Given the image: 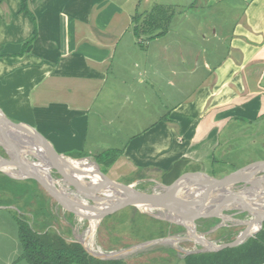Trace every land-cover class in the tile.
Instances as JSON below:
<instances>
[{"label": "crops", "instance_id": "obj_1", "mask_svg": "<svg viewBox=\"0 0 264 264\" xmlns=\"http://www.w3.org/2000/svg\"><path fill=\"white\" fill-rule=\"evenodd\" d=\"M202 1L208 6L216 0ZM232 1L241 12L229 31L220 13L213 21L201 18L197 30L203 23L213 33L199 32L200 39L211 37L213 44L201 57L199 44L189 47L188 64L180 49L174 56L169 42L172 18L168 30L153 39H137L132 31L135 13L145 15L156 4L174 11L177 0H28L34 18L20 10V0H1L0 129L8 132L2 121H11L58 154L100 159L104 174L116 181L136 174L132 181L171 183L174 172L168 170L178 161L184 162L175 167L180 176H214L209 164L227 143H221V132L230 121L235 120L230 140L263 129L258 120L264 117V0ZM34 30L35 39L22 52ZM159 65L167 69L162 73ZM159 96L171 98L170 108L161 104L160 114L143 125L151 98ZM154 106L156 111V101ZM91 136L104 143H87ZM260 161L264 157L248 162ZM198 163L201 168H191ZM10 179L0 170L1 211L14 208Z\"/></svg>", "mask_w": 264, "mask_h": 264}, {"label": "rangeland", "instance_id": "obj_2", "mask_svg": "<svg viewBox=\"0 0 264 264\" xmlns=\"http://www.w3.org/2000/svg\"><path fill=\"white\" fill-rule=\"evenodd\" d=\"M126 1V0H123ZM178 3L173 4L175 7L174 14L172 15L171 32L169 34V42L173 43L174 56L176 57L179 49L188 59V64H191L192 60V47L193 44H199L200 57L201 55L208 56L207 44H213V39L210 37L208 41L203 42L200 39L199 32L207 31L209 35L212 33L209 30L208 24H203L202 27L197 30V24L203 21L202 17H207L211 21L215 19V15L220 13V19L225 21L227 31H229L231 25L239 18L241 8L239 4L235 5L232 0H216L215 3L205 5V1L202 0H177ZM189 2H191L189 4ZM212 31V30H211ZM218 35V34H217ZM227 45V37H224L219 42V49L223 54L224 49L221 48L223 44ZM202 47H205V52H202ZM219 54V55H221ZM167 69V66L159 65V70L163 73ZM191 74V73H188ZM195 78L189 81L190 84L194 82ZM190 87H186L184 91H187ZM177 96H179L177 94ZM175 97L174 101L180 97ZM151 98V97H150ZM151 112L143 114L142 124H147L149 117H153L160 114L161 104L164 108H170L172 104L171 98L159 96L158 98H151ZM156 101V111L154 102ZM160 104V105H159ZM167 113L162 117L167 119ZM258 122L263 124L262 130H255L253 135H232L229 129L235 120L230 121L226 128L221 132V143L226 139L225 145L216 149V153L213 155V159L210 166V171L215 176L232 173L237 170H246L245 165L249 164V159L255 156L264 157V117L260 118ZM15 131V130H13ZM255 134V137H254ZM230 141V142H229ZM95 145L103 144L104 138L99 140H93L92 136L89 142ZM1 149V147H0ZM225 150V151H224ZM260 150V151H259ZM74 153V152H72ZM30 160L32 157L27 156ZM68 158V157H67ZM65 157V163L72 168V172L77 176L81 175V171H78L72 164V162ZM92 159V158H91ZM90 159V160H91ZM86 159L84 162L87 169L93 171L97 176L98 170H102L104 173L106 168L99 167L95 160ZM98 161V159H97ZM95 163V165L93 164ZM184 162L180 161L176 166H183ZM202 164H194L191 168H201ZM98 170L95 171V168ZM49 169L51 174L55 175ZM224 173V174H223ZM160 175V174H159ZM157 175L156 178L162 179V176ZM137 177L136 174L130 176H121L118 181L126 183L132 181ZM220 178V177H215ZM30 179H26L28 182ZM34 180V179H32ZM163 180V179H162ZM24 181V180H21ZM36 183L32 181L34 190H31L30 184H26L22 187L15 185L14 191H21L19 196H14V208L7 211L0 210V264H6L11 260V264H31L26 259L21 257L23 252V246L17 234V218L22 217L27 220L34 228L39 229L40 232L45 231L50 237H54L56 233L60 234L67 242H83L79 236H84L89 227L87 218L81 219L78 214L70 211L62 204L58 203L36 180ZM160 181V180H159ZM135 182V181H132ZM240 182L234 183L229 187L230 190L237 188ZM66 193L73 192L68 189L64 183H60ZM154 186V182L151 180H139L135 185L139 191H149ZM260 184L257 186L259 187ZM71 198L77 200L79 194L71 193ZM77 197V198H76ZM26 198V199H25ZM92 203L89 198L85 197V201ZM86 201V202H87ZM26 202V203H25ZM94 203V202H93ZM133 210L129 209V206H124L109 214L108 218H101L96 226L94 232V248L100 249L103 252L123 250L128 246L139 244L145 241L146 238H159L168 234L176 235L184 233V228L181 225L169 223L159 218L141 217L140 215H132ZM227 216L225 218H218L215 216H198L194 219L196 229L198 232H206V237L216 243L226 242L235 237V235L246 227L245 223H238L237 220H246L249 218L246 211L235 212L234 209H228L224 212ZM79 217V218H77ZM83 217V216H82ZM129 219V220H128ZM42 221L45 226L38 228L36 225ZM168 222V223H167ZM231 222V223H230ZM235 222V223H234ZM163 224L165 226V232L163 233ZM225 224V225H224ZM47 225V226H46ZM80 243V244H81ZM84 245V244H83ZM175 246H181L184 249H193L195 243L192 241H181L175 243ZM199 247V245H198ZM173 250V251H172ZM180 252L176 250L172 245L168 243H156L148 246L144 249L138 250V252H130L126 254H120V258L102 259V260H119L122 262H114L109 264H187L185 260H182ZM198 254V253H197ZM117 256V257H119ZM123 257V258H121Z\"/></svg>", "mask_w": 264, "mask_h": 264}, {"label": "water", "instance_id": "obj_3", "mask_svg": "<svg viewBox=\"0 0 264 264\" xmlns=\"http://www.w3.org/2000/svg\"><path fill=\"white\" fill-rule=\"evenodd\" d=\"M2 123L9 126L10 130L6 132L0 129V144L7 154V156L0 155V170L11 178L36 180L58 203L79 216H98L101 219L121 207L134 206L149 216L181 225L184 228L182 234H168L116 251L96 252L88 249L80 242L87 253L95 258H120V254L138 252V250L148 246L170 240L177 243L181 241L195 243L193 249L186 250L181 246L174 247L181 253V257L196 253L217 252L242 244L249 237L254 236L264 222V210L255 208L258 201H255L250 195L259 184L264 185V161L249 164L244 167L246 170H237L220 178L193 172L183 174L169 184L151 180L154 182L153 188L149 191H139L135 187L138 182L122 183L107 177L100 170H98L99 180L93 181L89 175L82 172L80 167L72 163L78 171H81V175L77 176L72 172V168L70 169V166L65 163V157L75 162L88 159L87 157L73 158L58 154L50 146L31 135L27 129L11 121H2ZM16 133L25 134L29 141L24 145L18 143L15 138L19 134ZM28 155L32 157L30 160L27 158ZM39 160H42L48 169H52L51 171L55 175L47 170L48 176H46L35 164ZM3 166L14 167V171L4 170ZM240 181L241 183L238 184L237 188L229 189L231 185ZM60 183L66 184L67 186L64 188L67 187L74 194H79L81 198L72 199L70 195L73 192L66 193ZM191 184H195L196 189L188 190L187 185ZM156 187L161 188V191L154 190ZM85 197L89 198L92 203L87 200V202H83ZM107 202L109 203L107 204ZM228 209H234L235 212L246 211L250 218L237 220L238 223H245L246 227L239 231L233 239L216 243L206 237L205 231H197L194 222L196 217L227 218L229 216L224 212ZM253 221L258 222L259 227L250 231L248 228Z\"/></svg>", "mask_w": 264, "mask_h": 264}, {"label": "trees", "instance_id": "obj_4", "mask_svg": "<svg viewBox=\"0 0 264 264\" xmlns=\"http://www.w3.org/2000/svg\"><path fill=\"white\" fill-rule=\"evenodd\" d=\"M27 1L28 0H20V10L33 17L28 9ZM173 13L174 11L172 8L159 4L154 5L145 15L135 13L132 16L133 34L137 39L141 36H146V40L153 39L164 34L169 28ZM36 35L37 32L34 30L31 38L23 43L22 52L26 50L29 44L35 39ZM99 161L100 159H98L97 162ZM110 161L107 164L112 163L113 160ZM179 162L180 161L175 162L168 170V172H174L173 181L180 176L176 173L175 168ZM10 180L13 181L14 185L20 186L30 184L31 190H34L33 185L31 184L32 181L36 183L32 179H30L27 183L26 181L14 178ZM170 180L163 178V182H167L168 184L170 183ZM20 193L22 192L14 191L13 196L17 197ZM109 202H107V204ZM130 208L133 210L132 215L134 216L140 215L141 217L154 218L146 213L140 212L134 206H129V209ZM108 217L109 214L104 218ZM16 222L17 234L21 241V245L23 246V252L20 256L31 264H109L122 262L119 260L107 261L95 258L89 255L79 242H67V240L58 233H56L54 237H50L46 231L44 233L40 232L39 229L34 228L22 217L17 218ZM160 225H162V232L164 233L165 226L163 224ZM36 226L40 228L45 226V224L40 221ZM149 239H153V236L146 238L145 240ZM183 260H185L187 264H264V222L261 229L254 236L249 237L245 242L238 246L228 247L217 252L185 255Z\"/></svg>", "mask_w": 264, "mask_h": 264}, {"label": "bare ground", "instance_id": "obj_5", "mask_svg": "<svg viewBox=\"0 0 264 264\" xmlns=\"http://www.w3.org/2000/svg\"><path fill=\"white\" fill-rule=\"evenodd\" d=\"M16 134H19V133H16ZM23 135V134H22ZM21 134H19L17 138H15V140L18 142V143H21L22 145L26 144L28 141H29V138L24 134L22 136ZM20 137L22 138V140L20 141ZM73 164L77 165L78 167H80L82 169V172H84V174H87L90 176V178L93 180V181H98L99 180V176H97L93 171L91 172L89 169H87L86 167V164H85V160L86 159H83V160H80V162H75L74 160L72 159H69ZM90 160V159H88ZM91 161V160H90ZM35 164L44 172V174L46 176H48V167H46L45 163L42 161V160H39L37 162H35ZM93 164L95 165V163L93 162ZM96 166V165H95ZM4 170H10L11 172L14 171V167H9V166H3L2 167ZM48 170V171H47ZM153 188V187H152ZM187 189L190 190V189H196V186L192 187V186H187ZM154 190L156 191H161V188L159 187H156L154 188ZM251 197H253L255 199V201H258V205L255 206V208H257L258 210H264V185L260 184L259 187H256L251 193H250ZM81 198V197H79ZM83 202H86L85 199L82 200ZM163 212V211H162ZM164 213V212H163ZM83 216V215H82ZM81 217V219H84V217ZM79 218V217H77ZM87 218L88 222H89V227L88 229L86 230L87 232L84 234V236H79V238L81 239V241L83 242V244L90 250H93V251H102L100 249H96L94 248V243H93V240H94V232H95V229H96V226L97 224L99 223L100 221V217L98 216H89V217H85ZM231 218V217H229ZM250 219V218H249ZM226 220V218L224 219ZM249 222V220H248ZM231 223V222H230ZM235 223V222H234ZM225 225V224H224ZM259 227V224L258 222L256 221H253L250 226H249V230L250 231H253V230H256L257 228ZM170 245H172L173 247H178V246H175L174 244L177 243L173 240H170L168 242H166ZM198 246V245H196Z\"/></svg>", "mask_w": 264, "mask_h": 264}]
</instances>
